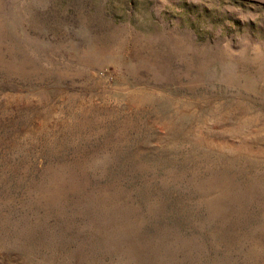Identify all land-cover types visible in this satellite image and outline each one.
<instances>
[{
  "label": "rangeland",
  "instance_id": "rangeland-1",
  "mask_svg": "<svg viewBox=\"0 0 264 264\" xmlns=\"http://www.w3.org/2000/svg\"><path fill=\"white\" fill-rule=\"evenodd\" d=\"M0 264H264V0H0Z\"/></svg>",
  "mask_w": 264,
  "mask_h": 264
}]
</instances>
